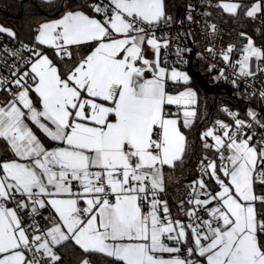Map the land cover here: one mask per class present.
Listing matches in <instances>:
<instances>
[{"label":"snow or ice","instance_id":"snow-or-ice-1","mask_svg":"<svg viewBox=\"0 0 264 264\" xmlns=\"http://www.w3.org/2000/svg\"><path fill=\"white\" fill-rule=\"evenodd\" d=\"M221 6L233 14L240 7ZM258 10L259 5H254L247 15L253 16ZM93 12L102 13L104 20L69 12L55 23L42 25L37 41L61 52L66 53L69 45L97 42L93 52L66 78L61 77L47 56L35 53L38 58L31 63L30 73L36 81L34 91L42 110L33 106L30 89L21 84L29 75L27 72L15 81L23 88L18 99L0 107V138L7 140L15 155L25 161L0 162V201L15 199L19 194L43 208L46 202L37 197L71 195L70 181H77L83 189L81 198L90 197L85 200L87 207L78 208L76 199L47 201L58 213L67 235L57 224L46 235L30 239L16 212L0 205V264H40L35 253L41 252L53 261L58 260L49 245L60 244L69 236L84 251L100 252L123 264H187L181 259L166 261L151 254L178 251L162 244L161 236L169 234L168 239L180 240L185 237V226L180 221L161 225L157 215L159 201L152 202V211L147 215L142 214L139 203L146 198L140 194L149 192L145 181L150 179L152 189L162 190L160 166L172 165L185 151V137L177 121L167 118L164 105L195 102L191 92L166 95L163 69L156 79H142L144 69L135 66L144 42L139 35L144 32L140 25L163 17L162 0H106L96 4ZM3 31L6 30L0 28ZM117 35L124 38H115ZM147 43L158 51L155 39H148ZM245 52L248 55L241 62L242 71L247 68L249 55H261L252 48L251 41ZM224 58L227 60V55ZM144 64L149 61L144 60ZM171 78L188 80L176 71H172ZM17 104L27 110L28 119L63 146L46 149L25 124L26 114ZM193 115L194 112H184L186 118ZM42 119L54 125L55 130L42 123ZM188 123L186 119L185 125ZM236 123L238 128L243 124ZM204 135L213 137L218 150L227 147L231 155L226 159L231 167L222 169L223 175L230 177L228 184L217 176L220 192L210 200L195 201L197 205L217 201L219 206L211 210V215L216 222L222 221V226L216 227L212 221H203L207 233L193 228L199 255L206 258V264H264V244L257 240V232L264 233V221H257L252 204L257 199L264 201V197H256L253 192L257 167L264 173V144L258 152L256 146L249 145L251 137L238 142L225 131L229 141L225 145L212 130ZM209 167L215 175L216 165ZM43 177H47L46 183ZM48 185L55 192H48ZM199 185L203 188V181ZM106 188L115 194L114 202L104 198ZM17 207H27L25 199L17 201ZM163 212L168 213L166 204ZM82 213L86 222L80 218ZM124 240L136 242L109 243ZM202 240L207 243L202 244ZM21 249L33 252V259L28 260Z\"/></svg>","mask_w":264,"mask_h":264},{"label":"built area","instance_id":"built-area-1","mask_svg":"<svg viewBox=\"0 0 264 264\" xmlns=\"http://www.w3.org/2000/svg\"><path fill=\"white\" fill-rule=\"evenodd\" d=\"M105 2L106 0H94L91 6L94 8L96 4H104ZM204 3L217 7L219 2L218 0H211L210 2L209 0H189L188 7L191 14L188 19H180L176 22L163 19L157 23L149 24L143 22L140 25L144 29V33L152 35L161 41L162 65L166 71L164 78L166 90L169 91L186 84L183 79L173 80L170 76V71L176 70L181 74L186 72L188 70V55L192 50H196L197 59L200 57L211 69L222 71L225 75V80L219 82L229 86V90L225 94L228 102H224L220 106L222 112L229 119L213 121L211 126L202 133L203 145L208 150L213 151L214 155L201 163L198 174L191 181L185 183L184 186L186 200L191 205L190 210L183 214L185 217L184 223L191 229L197 228L203 231L202 222L208 219L213 205H197L195 201L210 193L207 182L209 179L214 181L218 187H221L217 181V176L220 180H225L222 169L228 166L229 161L226 158L231 155L227 147L216 149L213 137L205 136L204 134L212 130L214 136L224 140L225 145L229 143L224 136L225 131H228L229 136H234L238 142L240 140H248L251 137L249 144L256 146L258 152L260 146L264 144V57L254 60L249 67L248 73L241 71V58L247 54L245 49L248 47L249 41H251V44L256 45L255 50L259 52L264 51V40L256 43L255 39L247 33L227 31L220 21L202 10L201 7ZM97 14L105 18L102 13ZM251 19L254 23L264 27L262 14L257 13ZM229 48H231V51H229ZM38 52L39 48L37 45L19 41L14 35H9L7 32H0V92L5 94L9 101L13 102L18 99V93L23 90L22 87L16 85L15 81L23 76L24 73L27 72L29 75L21 80V84L26 87L33 84L34 80L31 78L30 65L35 61L37 57L35 53ZM225 55L228 57L227 60L224 58ZM146 78H148V75H146ZM214 83L218 82L214 80ZM247 101H249V104L246 105ZM250 109L255 112L254 116L249 114ZM163 111L166 116H175L182 111V106L166 105ZM237 121L243 122L239 128L237 127ZM221 125L227 127H221ZM213 163L216 165L215 175L212 174L213 170L209 167ZM261 179H264V173L258 166L253 176L254 184L264 187V183H260ZM200 181H203V188L199 185ZM145 183L148 185L149 192L145 193L146 198L143 199V204L152 206L154 200L159 201L157 215L160 218L161 225L167 221L175 220L164 199L165 191L152 189L149 180L145 181ZM70 185L73 194L80 195L82 193L83 189L79 182L70 181ZM106 192L107 196L104 198L114 202L115 195L107 188ZM260 197H264V191L261 192ZM19 200L21 198L16 194L15 199H9L6 205L16 209L21 224L31 239L36 232L42 229L41 224L36 215L24 208L17 207V201ZM165 204L168 208V213L166 214L163 212ZM260 205L264 208V201L260 200ZM189 213L193 214L189 215ZM80 218L85 220V214L82 213ZM259 221H264V211L260 212ZM175 234V232L171 233L173 236ZM168 235L163 234L161 236L162 244L181 242V240L168 239ZM182 247L180 252L174 253V258L182 257L187 264H194L192 252L189 251L187 244L182 242ZM28 255L30 260L33 259V252L28 251ZM35 256L40 261V264H59L50 262L42 252L35 253Z\"/></svg>","mask_w":264,"mask_h":264},{"label":"trees","instance_id":"trees-1","mask_svg":"<svg viewBox=\"0 0 264 264\" xmlns=\"http://www.w3.org/2000/svg\"><path fill=\"white\" fill-rule=\"evenodd\" d=\"M94 0H0V26L9 29L19 41L34 43V35L37 28L45 21L57 18L69 11H84L89 14H97L93 12L91 4ZM189 0H163L164 3V19L178 21L180 19H188L191 11L188 7ZM202 10L214 16L220 21L229 32L241 31L251 35L256 43L264 40V27L254 23L251 18L245 15H230L222 12L219 8L204 3ZM98 15V14H97ZM99 16V15H98ZM101 17V16H100ZM96 42L82 45L74 49L70 56L56 55L52 50L48 53L52 55L54 62L57 64L62 77H66L79 63V55L89 54L96 46ZM196 70L208 78H213L214 71L207 63L198 57ZM188 72V70H187ZM188 84L193 85L197 91L198 101L196 107V116L191 125H185L180 121V130L186 137V147L181 159L176 161L172 167L165 169L166 189L164 199L172 211L175 219L185 222L184 213L190 210L191 205L187 202L184 186L185 183L191 181L197 174L199 167L203 161L213 157L214 152L208 150L203 145L202 133L209 128L213 121L218 119H229L222 112L220 106L225 100L216 102L215 110L210 112L209 98L190 77ZM214 79V78H213ZM181 85L172 89L179 91L186 85ZM202 101L205 103L204 108L201 107ZM253 103V102H252ZM249 101L246 102V105ZM35 127V126H34ZM40 138L46 145L54 143L45 136L40 129L35 127ZM15 155L10 148L8 142L4 138H0V162L14 159ZM208 186L210 194H214L220 189L214 181L209 179ZM264 191V189H263ZM259 210L264 208L259 204ZM41 224L42 230H45L49 224L51 217H48L45 210L36 215ZM187 226V225H186ZM188 237L187 247L193 246V229L187 226ZM258 241L264 244V233L258 232ZM55 251L59 257L56 263L59 264H123L122 261L109 257L106 254L96 251H84L72 239H67L55 246ZM194 256V254L192 253Z\"/></svg>","mask_w":264,"mask_h":264},{"label":"crops","instance_id":"crops-1","mask_svg":"<svg viewBox=\"0 0 264 264\" xmlns=\"http://www.w3.org/2000/svg\"><path fill=\"white\" fill-rule=\"evenodd\" d=\"M210 1H211V0H209V2H210ZM218 2H219V3H218L217 8H219L222 12H224V13H226V14H230V15H238V14H242V15H245L246 17H248V18H252V16H248V15H247V12L250 11V10L253 8L254 5H259V10H258L257 12H255V14H257V13L262 14L263 19H264V0H238V1H235V0H218ZM223 4H238V5H240V7H239V8L237 9V11L233 14V13H230V12H228V11H225V9L221 6V5H223ZM162 6H163V13H164V3H163V0H162ZM69 12H73V13L80 12V13H83V14H85V15H88L90 18L98 19V20H100L101 22L104 20L103 17H100V16H98L97 14H95V15H94V14H89V13H86V12L81 11V10H78V11H69ZM69 12H66V13L62 14L61 16H59V17H57V18H54V19H51V20H48V21L43 22V23L37 28V30H36V32H35V35H34V43H35V45H37L38 48H39V52H38V53L41 54V55H43V56H47V58L49 59V61H51L52 66L56 67V68H57V71H58L59 73H60L59 67H58L57 64L54 62V60H53V58H52V55H50V54L48 53V50H52L56 55H59V57L62 56L65 52H61V51H60L57 47H55V46H49V45H45V44H40V43L37 41V35H38L39 31L41 30L42 25H44V24H49V23H55V22L59 21L60 19H62V17H63L65 14L69 13ZM255 14H254V15H255ZM163 19H164V15H163V17H162L160 20L155 21V22H153V23L160 22V21H162ZM153 23H151V24H153ZM0 28H3V27L0 26ZM3 29L6 30V31H4V32H7V33L11 32V33H13V32H12L11 30H9V29H6V28H3ZM130 35L135 36V35H137V34H136V33H131ZM139 35H142V36L144 37V42L141 43V45H140V47H141V58H140L139 60L136 61V65H135V66L144 69V76H143L142 79H156V78H158V73H159V71H160L161 69L164 70V67H163V65H162V44H161V41H160V39H158V38H156V37H154V36H152V35H148V34H146V33H144V32H143V33H140ZM115 38H124V37H123V36H120V35H117ZM148 39H155V40H156L157 44L159 45V49H158V51H157V49L153 48L152 45H150V44L147 43V40H148ZM93 42H95V41L82 43V44H80V45H69V46H67V52L65 53V55H66V56H70V55L73 54L74 49H77V48L81 47L82 45L89 44V43H93ZM96 43H97V42H96ZM251 45H252V48H253V49H256V45H255V44H251ZM93 50H94V49H93ZM93 50H92L89 54H91V53L93 52ZM259 52H260V54H261L260 57L257 58L256 56H253V58L251 59V63H253V61L256 60V59H260L261 57H264V51H259ZM89 54H87V55H79V63H80L85 57H87ZM121 55H123V53H121ZM246 55H247V54H246ZM246 55H245V56H246ZM255 57H256V58H255ZM37 58H38V57H36V59H37ZM36 59H35V60H36ZM144 60L149 61V64H148V65H145V64H144ZM79 63H78V64H79ZM78 64H77V66H78ZM146 75H148V78H146ZM61 77H62V76H61ZM66 77H67V76H66ZM66 77H62V78H66ZM162 82H163V87H164V91H165L166 95L178 96L179 93H176V92H178V91H172V90H169V91H168V90H166L165 85H164V77H163ZM35 85H36V81L34 80L33 84L30 85V86L28 87V88L30 89V91H29V99L33 102V106H34V107H36V108L39 109V110H42V104H41V102H40V98H39L38 94L35 93V91H34V89H35ZM180 90H181V89H180ZM180 90H179V91H180ZM195 92H196V98H197V101H198V96H197V91H196V89H195ZM172 93H176V94H172ZM10 102H12V101H9L8 97H7L5 94H3V93L0 92V107H5V106L9 105ZM98 102H100V101H98ZM166 105H168V104H165L164 107H165ZM17 106H18V107H21V110L24 111L25 114H26L25 124L27 125V127L33 132L34 135H36V137L40 140L41 144H42L46 149H48V150H53V149H55V148H59V147L63 146V145H62V142H60V141H54L53 144H51V145H46L45 142L40 138V136H39V134H38V132H37V130H36L35 127H37L38 129H40V131H41L45 136H47V134L43 132V130L39 127V125H37L36 123H34L33 121H31L30 119L27 118V116H28L29 114L27 113V110H26V109H23V108H22V105L17 104ZM181 106H182V109H185V107H184L183 105H181ZM164 107H163V108H164ZM191 107L196 111V107H197V105H191ZM167 118L175 119V120L177 121V127H178L179 131L181 132V134L185 137V135L183 134V132L180 130V121H182V122L184 123L183 119H181V118L178 119V118H176V117H171V116H170V117L167 116ZM41 122H42V123H45L46 126H48V127H49L50 129H52L53 131L55 130V126L52 125L50 122L45 121V120H43V119L41 120ZM184 124H185V123H184ZM34 126H35V127H34ZM47 137H48V136H47ZM48 138L51 139L50 137H48ZM6 141H7V140H6ZM52 141H53V140H52ZM7 142H8V141H7ZM8 144H9V146H10V148H11V145H10L9 142H8ZM249 145H250V144H249ZM250 146H251V145H250ZM185 147H186V137H185ZM11 149H12V148H11ZM216 149H217V148H216ZM12 151H13V149H12ZM13 152H14V151H13ZM183 154H184V152H183ZM183 154H182V156H183ZM14 155H15V153H14ZM182 156H181L179 159H181ZM179 159H177L176 161H178ZM12 160H17L18 162H25V161H21L20 158L17 157L16 155H15V158H14V159L7 160V161H12ZM7 161H5V162H7ZM176 161H174L172 165H162V166H160V178L162 179V190H160L159 188H157V190H159V191H165V189H166V182H165V169H166V167H172ZM228 167H231V165L228 164ZM93 171H96V169H93ZM145 171H150V170L146 169ZM224 178H225L224 183H225V184H228V183L230 182V177H226V176H224ZM43 179H44V182L46 183V181H47V177H43ZM149 183H150V185H151V180H150V179H149ZM263 189H264V187L256 186V185L254 184V182H253V192H254V195H255L256 197H260V194H261V192L263 191ZM221 190H222V188L220 187V189H219L218 191H216L214 194L204 195V196H202V197L200 198V200H202V201H203V200H210L212 196H215V195H216L218 192H220ZM34 191H36V190H34ZM47 191H48V192H55V189H54V187H53L52 185H48V186H47ZM82 192H83V191H82ZM111 193H112V192H111ZM81 194H82V193H81ZM81 194H80V195H75V194H73V193H72L71 195H68V194H62V195H60V196H56V197H53V196H43V195H42V196L37 197V198H38V199H41V200H44V201L46 202V203H45V206H44L43 208L39 207V205H34V204L32 203V201L27 200L26 198L21 197L19 194H18V196H19L21 199H25V203L27 204V207L24 208L25 210H27V211L33 213L34 215H37V214H39L42 210H45V213L47 214V216H48V217H51V220H50V224H49V226H48L45 230H42V229H41V230H39L38 232L35 233V235H38V234L46 235V233L48 232V230L51 229L54 225L60 224V225L62 226V221L60 220L58 213L55 212L54 208H53L50 204H48L47 201H49V200H51V199H53V198H56V199H76V200H77V207L80 208V209H83V208L87 207V205H86V203H85V200H86L87 198H90V197H84V198H81ZM112 194H114V193H112ZM114 195H115V194H114ZM140 196H141V197H144V196H145V193H141ZM143 199H144V198H143ZM143 199H141V200L139 201V203H140V208H141V212H142V214L147 215V214H149V213L152 211V206H151V205H150V206H146V205H144V204H143ZM7 201H8V200H6V201H0V205H2L3 207H6V208H8V209H12V210H14V211L16 212V214H17V217H18L19 221H20V225H21V227H23L22 224H21V220H20V217H19L18 212L16 211L15 208L6 205V202H7ZM209 204H212V205H213L212 209H214V208H216V207L219 206L218 202L215 201V200L211 201V203H209ZM252 204H253L254 209H255L256 219H257V221H259V214H260V212H261V210H259L260 200L257 199V200H255V201H253ZM34 208H35V211H33ZM212 209H211V210H212ZM98 219H99V218H98ZM175 221H180L181 224L185 226V237L182 238V239H180L181 242H174V243L167 244V245H165V246L168 247V248L178 249V251H174V252H160V251H157V252L151 253L154 257H156V258H158V259H163V260H166V261H167V260H172V259H181V260H184V261H185V259L182 258V257L174 258V256H173L174 253L180 252V251L182 250V248H183V247H182V242H183V243H186V242H187V237H188V234H187L188 231H187V226H186V224H185L182 220H179V219H175V220H173L172 222H175ZM206 221H212V223H213V227H216V226H222V221H220V222H216L215 220H213V217H212V215H211V212H210V215H209V217H208V219H207ZM85 222H86V219H85ZM203 226H204V232L207 233V228H206V226H205L204 224H203ZM61 230L67 235V231H66V229H65L63 226L61 227ZM258 232H259V231H258ZM258 232H257V240H258ZM193 233H194V232H193ZM26 234H27V233H26ZM27 235H28V234H27ZM46 238H47L48 240H51V237H46ZM68 239H72V240L75 242V240H74L71 236H69ZM194 241H195V233H194V236H193V246H190V248H189V249L192 250L191 252L194 254V256H193V263H194V264H206V258H205V257H201V256L199 255V250H198V248H197V246H196V244H195ZM134 242H136V241H128V240H124V241H116V242L109 241V243H134ZM258 242H259V241H258ZM201 243H202V244H206L207 241L202 240ZM56 245H58V244H55V245L50 244L49 246L52 248L53 253H54L56 256H58L57 253H56V251H55V246H56ZM77 245H78V244H77ZM78 246H80V245H78ZM81 248H82V247H81ZM82 249H83V248H82ZM21 250H23V249H21ZM83 250H84V249H83ZM23 251H25L26 258H27L28 260H30V259H29V255H28V251H27V250H23ZM47 258L49 259L50 262H53V263L57 261V260H55V261L51 260L48 256H47Z\"/></svg>","mask_w":264,"mask_h":264},{"label":"water","instance_id":"water-1","mask_svg":"<svg viewBox=\"0 0 264 264\" xmlns=\"http://www.w3.org/2000/svg\"><path fill=\"white\" fill-rule=\"evenodd\" d=\"M197 64V52L196 50H192L188 55V73L194 82L200 86L204 93L208 96L210 112H213L218 100H228L225 97V94L229 90V86L223 82L214 83L213 79L202 75L196 70Z\"/></svg>","mask_w":264,"mask_h":264},{"label":"rangeland","instance_id":"rangeland-1","mask_svg":"<svg viewBox=\"0 0 264 264\" xmlns=\"http://www.w3.org/2000/svg\"><path fill=\"white\" fill-rule=\"evenodd\" d=\"M247 55H248V53H247ZM244 57L241 58V62L244 61ZM252 58H253V56L249 55L247 61L245 62L247 64V68H245L243 71L241 70L243 73H248L249 72V67L251 66V59ZM172 71H176V70H172ZM172 71H170V76H171ZM176 72L179 73V71H176ZM165 75H166V71L164 69V78H165ZM182 75H185V76L188 77V80L186 81L187 84H188L190 82V80H191L189 73L186 71V72L182 73ZM213 78H214L215 82L224 81L225 80V75H224V73L222 71H216L213 74ZM185 92L193 93L195 102L191 103V104L183 105L185 107V109H182V111L178 115L171 116V117H176L178 119L181 118V119H183L184 123H185V120L187 119L189 121V123L187 125H191L194 122V119H195V116H196V111L191 107V105H197L195 87L193 85L188 84V85H186L185 87H183L180 91H178L176 93H179L178 95H180L181 93H185ZM176 93H172V94H176ZM204 106H205V103L202 101L201 107L204 108ZM185 111L194 112V115L186 118L184 116V112ZM249 114L254 116L255 112L252 109H250ZM215 147L217 148L216 142H215ZM83 264H85V262ZM87 264H89V263H87Z\"/></svg>","mask_w":264,"mask_h":264}]
</instances>
